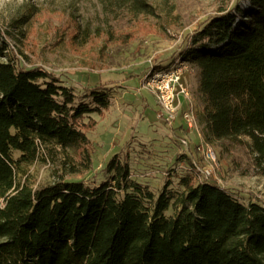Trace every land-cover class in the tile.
<instances>
[{
	"label": "trees",
	"instance_id": "obj_1",
	"mask_svg": "<svg viewBox=\"0 0 264 264\" xmlns=\"http://www.w3.org/2000/svg\"><path fill=\"white\" fill-rule=\"evenodd\" d=\"M246 3L204 20L180 57L198 71L204 140L248 137L264 163V0ZM110 98L20 65L0 32V264H264V203L200 180L189 158L181 190L157 195L116 155L99 182L65 178L90 169L91 115ZM42 155L54 178L33 188L23 176Z\"/></svg>",
	"mask_w": 264,
	"mask_h": 264
},
{
	"label": "rangeland",
	"instance_id": "obj_2",
	"mask_svg": "<svg viewBox=\"0 0 264 264\" xmlns=\"http://www.w3.org/2000/svg\"><path fill=\"white\" fill-rule=\"evenodd\" d=\"M144 1L149 12L108 0H0V32L20 65L60 76L78 95L96 85L111 95L104 114L91 115L96 125L87 133L90 169L65 178L99 182L105 178L106 162L116 155L128 162L132 178L157 195L166 184L181 190L177 176L189 170V158L198 166L200 180L241 201L264 203V163L257 162L248 137L209 141L216 164L204 159L199 149L205 140L198 71L180 57L204 20L236 2L246 6V0ZM179 62L188 97L180 98L178 117L170 123L158 116L154 93L141 85L149 70ZM189 102L196 128H187L180 115ZM55 170L42 155L23 178L35 188L50 183Z\"/></svg>",
	"mask_w": 264,
	"mask_h": 264
},
{
	"label": "built area",
	"instance_id": "obj_3",
	"mask_svg": "<svg viewBox=\"0 0 264 264\" xmlns=\"http://www.w3.org/2000/svg\"><path fill=\"white\" fill-rule=\"evenodd\" d=\"M181 63L171 66L169 69L160 68L153 71L149 70L144 77L142 88L151 90L159 107L158 116L173 123L178 117L181 109V97H188V91L181 83L182 67ZM181 117L186 123L187 128H196L197 120L193 111V106L189 102L186 110L181 112ZM182 142L187 143L186 140ZM205 160L211 164H216V156L208 142L204 141L199 147ZM194 168L198 166L194 163Z\"/></svg>",
	"mask_w": 264,
	"mask_h": 264
}]
</instances>
